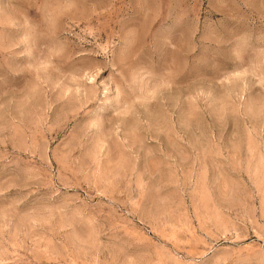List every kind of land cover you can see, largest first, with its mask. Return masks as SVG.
I'll use <instances>...</instances> for the list:
<instances>
[{"label":"rangeland","instance_id":"374dc122","mask_svg":"<svg viewBox=\"0 0 264 264\" xmlns=\"http://www.w3.org/2000/svg\"><path fill=\"white\" fill-rule=\"evenodd\" d=\"M0 264H264V0H0Z\"/></svg>","mask_w":264,"mask_h":264}]
</instances>
